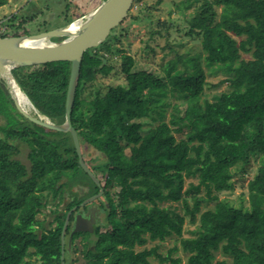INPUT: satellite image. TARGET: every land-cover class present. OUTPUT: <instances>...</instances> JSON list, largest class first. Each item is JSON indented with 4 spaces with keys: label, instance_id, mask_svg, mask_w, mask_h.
<instances>
[{
    "label": "trees",
    "instance_id": "1",
    "mask_svg": "<svg viewBox=\"0 0 264 264\" xmlns=\"http://www.w3.org/2000/svg\"><path fill=\"white\" fill-rule=\"evenodd\" d=\"M6 3L0 0V6ZM175 8L188 23L187 34L200 37V50L176 51L162 66L163 76L134 70L133 57L122 53L119 71L125 82L104 91L95 88L87 98L85 85L112 69L106 53L116 38L113 29L83 54L71 123L81 153L90 150L97 169L105 171L101 188L112 222L110 229L101 231L94 224L91 232L71 235V246L81 238L83 264H151L149 256L181 264L180 257L172 256L175 246L165 256L156 247L136 249L168 237L187 254V264H264V0H180ZM126 18L140 21L129 12ZM158 24L166 32L171 27L170 22ZM242 52L250 57L242 58ZM206 69L226 75L229 88L213 101L202 98ZM11 72L35 110L32 116L64 122L69 61ZM0 119V264H33V256L36 264H65L69 250L64 247L61 253V229L67 212L82 198L53 211L55 224L49 228L37 214L46 195L60 202L89 179L71 135L24 117L1 78ZM110 129L114 148L107 143ZM175 133L183 134L185 155H177ZM19 144L27 148V164L18 158ZM255 157L260 163L247 185V205L213 197L230 190L233 177ZM90 181L94 188L88 193H96L99 187ZM188 199L213 201L214 206L199 230L184 237L185 217L195 219ZM74 216H69L64 237ZM217 254L222 258L216 259Z\"/></svg>",
    "mask_w": 264,
    "mask_h": 264
},
{
    "label": "rangeland",
    "instance_id": "2",
    "mask_svg": "<svg viewBox=\"0 0 264 264\" xmlns=\"http://www.w3.org/2000/svg\"><path fill=\"white\" fill-rule=\"evenodd\" d=\"M103 1L104 0H7L6 4L0 6V33L4 32L8 34L5 36H14L12 34L14 32L18 35H23L26 31L29 34H35L72 22H83ZM178 1L180 0H137L133 3L129 10V14L139 16L140 21L137 22L131 18H126L113 29L111 35H115L116 38L111 39V50L106 53V57L108 58V62L112 65V69L107 75L98 74L95 82L85 85V97H91L95 88L104 91L107 89V86H114L125 82L124 75L119 71L120 56L122 53L129 54L133 57L134 70L145 69L163 76L162 66L168 59L175 55L176 51L183 54L187 49H189L190 52L200 50V37L187 34L188 23L179 13L178 9L175 8V3ZM144 15H146L145 19L143 18ZM158 22H166L167 24L170 22L171 27L170 24H168L166 32L163 26L157 25ZM167 24H165L166 27ZM64 38L65 36L49 38L45 40V43L60 41ZM241 57L248 59L250 56L242 52ZM225 78L226 75L221 72L217 71L212 73L206 69L202 98L213 101L221 92L229 90ZM168 100H171V98ZM21 105L29 114L32 115L35 113V110L28 100L26 103H21ZM169 112L168 110L166 113V119L169 118ZM112 135L113 129H110V139H108L107 142L110 148L116 146V143L112 141ZM175 137L177 139V155H185L188 151V146L183 139V134L175 133ZM120 144L123 143L120 142ZM19 146L21 152L18 158L21 159L23 163L27 164V148L22 144H19ZM125 152H128V148H125ZM82 156L87 160L86 163L90 169L94 171L93 173L98 178H101V188V185L104 184L105 171L97 169V163L93 161L95 156L91 154L90 150H85ZM259 163L260 159L258 157L251 158L249 164L244 167V173L237 174L233 177L232 188L227 191L216 193V196L213 197L227 199L234 205L240 203L247 205V185L249 180L253 177ZM89 179L91 180L90 177ZM89 179L86 178L82 180V183H78L79 186L77 185L76 191L67 189L68 191L63 195V200L60 202L58 196L53 198L51 194L46 195L45 206L37 214V219L42 221L46 228L54 226L53 211L60 212L64 209L66 202L79 200L81 198L83 201L91 195V193L89 194L88 192L93 190L94 187ZM114 197L116 198V196ZM109 203L108 199L103 196V191L94 201V206H96L99 216V220L96 224L99 225L101 231L112 227V222L108 218ZM188 203L194 209L195 219L194 221H190L189 216L185 217L183 224L184 237L193 236L199 230L200 224L206 219L207 215L212 212L214 206L213 201L209 200L196 202L188 199ZM76 210L79 212L83 211L81 207ZM68 235L64 237V247L69 250L65 255V264H83L85 259L81 252L83 248L81 238H76L73 245L71 246L70 243L68 248V242H70ZM173 246H175L177 250L172 256L180 257L181 264H187V254L181 250L179 243L175 241L173 237H168L161 242L157 240L147 241L145 245L138 246L136 249L142 250L143 248L150 249L156 247V252L160 254V256H165L168 249ZM221 258L222 256L220 254L216 255V259ZM36 259L37 258L34 256L30 258L33 264L39 263ZM149 260L151 264H168L167 262L160 261L155 256H149Z\"/></svg>",
    "mask_w": 264,
    "mask_h": 264
},
{
    "label": "water",
    "instance_id": "3",
    "mask_svg": "<svg viewBox=\"0 0 264 264\" xmlns=\"http://www.w3.org/2000/svg\"><path fill=\"white\" fill-rule=\"evenodd\" d=\"M134 1L135 0H104L83 22H81L80 27L75 31L68 30L67 27L71 24L70 23L35 34L0 36V78L4 81L17 110L35 124L53 130L68 131L71 135L80 167L96 186H100L99 179L84 161L76 130L71 123L74 94L84 52L87 49L97 47L107 38L111 30L118 26L127 16ZM60 36H65V38L60 41L45 43L46 39ZM23 38H29L38 42L23 44L21 42ZM53 61L70 62V74L65 96L64 122L61 124L40 120L24 110L14 90L15 87L19 90L20 88L11 72L12 69L17 67L38 65ZM102 191V188H99L96 194L83 200L80 206H84L97 198ZM73 209L74 208L67 212L61 229V253H63L64 248L66 227ZM93 222L94 218L88 216L87 211L85 214L80 212L77 213L72 221V227L68 235L69 240L74 232H91L93 230ZM69 246L70 242H68V248Z\"/></svg>",
    "mask_w": 264,
    "mask_h": 264
},
{
    "label": "flooded vegetation",
    "instance_id": "4",
    "mask_svg": "<svg viewBox=\"0 0 264 264\" xmlns=\"http://www.w3.org/2000/svg\"><path fill=\"white\" fill-rule=\"evenodd\" d=\"M99 188H100V186H98ZM94 194H96V193H93V194H91L90 196H92V195H94ZM95 199H97V198H95ZM95 199H93L87 206H86V208H83V206H80V203L79 204H77V205H74L72 208H74V210L72 211V212H74V215H76L77 213H79V211L78 210H76L77 208H79V207H81L82 208V210L83 211H80V213H82V214H85L86 213V211H87V213H88V216H92L93 218H94V222H93V224H92V226L94 225V224H96V222L99 220V216H98V210H97V208H96V206H94V200ZM71 208V209H72Z\"/></svg>",
    "mask_w": 264,
    "mask_h": 264
},
{
    "label": "bare ground",
    "instance_id": "5",
    "mask_svg": "<svg viewBox=\"0 0 264 264\" xmlns=\"http://www.w3.org/2000/svg\"><path fill=\"white\" fill-rule=\"evenodd\" d=\"M80 25H81V21H76V22H72L67 28H68L69 31H75L76 29H78V28L80 27ZM21 42H22L23 44H27V43H29V44H33V43H36V42H38V41H35V40H32V39H29V38H23V39L21 40ZM14 90H15V92H16V94H17V97H18V99L20 100V102H21V103H26V102H27V98H26L25 95L22 93V91L19 90V89H17L16 87H15Z\"/></svg>",
    "mask_w": 264,
    "mask_h": 264
}]
</instances>
